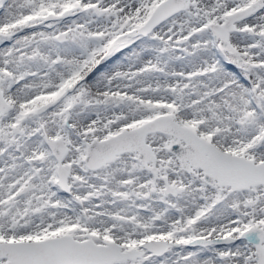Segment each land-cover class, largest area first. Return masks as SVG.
<instances>
[{"label":"snow or ice","instance_id":"snow-or-ice-1","mask_svg":"<svg viewBox=\"0 0 264 264\" xmlns=\"http://www.w3.org/2000/svg\"><path fill=\"white\" fill-rule=\"evenodd\" d=\"M0 264H264V0H0Z\"/></svg>","mask_w":264,"mask_h":264}]
</instances>
